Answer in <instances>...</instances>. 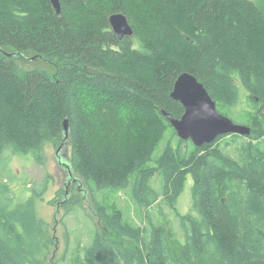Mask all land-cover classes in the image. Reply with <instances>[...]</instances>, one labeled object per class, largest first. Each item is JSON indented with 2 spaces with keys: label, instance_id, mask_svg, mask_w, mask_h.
<instances>
[{
  "label": "trees",
  "instance_id": "trees-1",
  "mask_svg": "<svg viewBox=\"0 0 264 264\" xmlns=\"http://www.w3.org/2000/svg\"><path fill=\"white\" fill-rule=\"evenodd\" d=\"M60 2L58 13L50 0H0V264H48L54 255L57 233L39 216L37 194L16 204L3 164L31 153L42 160L45 144L60 145L66 119L74 172L94 194L127 190L141 220L91 202L97 224L88 245L69 253L71 264H264V0ZM115 13L134 35L119 38L109 21ZM10 53L54 70H22L24 57ZM185 72L229 117L252 105L251 134L200 147L188 140L186 150L184 140L175 144L163 111L184 114L171 93ZM165 207L179 218L178 252Z\"/></svg>",
  "mask_w": 264,
  "mask_h": 264
},
{
  "label": "rangeland",
  "instance_id": "rangeland-1",
  "mask_svg": "<svg viewBox=\"0 0 264 264\" xmlns=\"http://www.w3.org/2000/svg\"><path fill=\"white\" fill-rule=\"evenodd\" d=\"M32 66L46 68L52 71L54 70L52 66L45 64L41 60H38L36 63H33L32 60L30 61L28 59L22 61V70L28 69ZM252 108V105L248 102H243L239 109L229 110L228 115L235 119L237 123L247 125L246 110H252ZM168 137H170V133L168 134ZM179 139L180 137L178 135L177 137H173L174 143L177 144ZM185 141L187 140H184L182 143L183 150H186V147L188 148ZM164 146L165 141L158 147L154 155L155 159L163 152ZM261 146L264 148V139L261 141ZM57 147L58 146H55L52 143L45 144L41 154L42 160H39L38 158L36 159L34 153L28 155H16L9 161V168L6 163H4L3 166L5 169H10V173L13 175V181L9 180L7 176L5 177L14 192L19 194L20 199L15 200L16 204L25 202L32 196L36 197L37 194V211L39 216L50 224V230L52 233L53 228H56L58 248L55 256L53 255L54 248L51 250L47 261L48 264L51 263V260L54 261L53 264H71L68 260L70 258L69 253H74L78 250L80 251L83 246L88 245L89 233L95 230L97 218L90 212L83 194L73 187L71 194L76 198V201L72 204H67L73 209V212H69L70 208H67L65 204L60 207L58 222H53V215L58 207L57 203H63L62 200L64 193H61L59 197L57 194L64 188L65 181V170L59 168L55 157ZM154 183L155 177L152 180V184L158 188V182H156L157 185ZM192 184L193 179L192 177H189L185 190L179 199L178 210L183 214L190 212ZM83 187L91 190V192L89 191V197L93 204H96L97 200L105 202L109 212L121 210L125 213V218L128 222H134L137 224L141 223L137 203L127 190H97L94 194V189L87 183H84ZM19 191L25 194L23 195L22 193H19ZM164 209L166 214L172 220L173 225H175L174 230L177 232V239H174L173 247L175 252H178L180 243L179 238L182 237L179 230V218L176 212L169 207H165ZM147 211L148 209H146V212ZM153 211L155 212V210ZM66 257L67 260H65Z\"/></svg>",
  "mask_w": 264,
  "mask_h": 264
},
{
  "label": "water",
  "instance_id": "water-1",
  "mask_svg": "<svg viewBox=\"0 0 264 264\" xmlns=\"http://www.w3.org/2000/svg\"><path fill=\"white\" fill-rule=\"evenodd\" d=\"M58 13L61 11L60 0H50ZM110 24L114 32L120 39L134 35V29L128 18L123 13H115L110 16ZM11 56L14 54L10 53ZM15 57H24V54L14 55ZM38 57H29L24 59L36 61ZM171 96L179 101L185 108L181 118H176L172 114L163 111L168 121L182 140H190L195 146H203L214 142L219 136L226 134H239L249 136L251 127L235 122L231 117L221 113L218 110L216 101L209 94L204 84L193 74L189 72L182 73L175 81ZM70 123L66 119L63 123V139L57 147L55 154L59 168L65 170L64 189L68 192L71 184L79 185L85 202L90 212L96 217L92 208L89 190L84 188L82 177L78 176L73 169L70 155ZM70 198L65 196V201ZM59 210L55 211L53 218L58 222Z\"/></svg>",
  "mask_w": 264,
  "mask_h": 264
},
{
  "label": "bare ground",
  "instance_id": "bare-ground-1",
  "mask_svg": "<svg viewBox=\"0 0 264 264\" xmlns=\"http://www.w3.org/2000/svg\"><path fill=\"white\" fill-rule=\"evenodd\" d=\"M67 195H69V192L66 191V194L63 196V200H62L63 203L59 202L56 211H57V210H60V207L63 206L64 204H66V203H64V202H66L64 199H65V196H67ZM53 222H56V221L54 220V218H53ZM53 230H54V236L56 237V228L54 227ZM56 240H58V238H56ZM57 243H58V241H57ZM57 248H58V246H56L55 252H56ZM55 252H54V255H55ZM52 262H53V260H51V263H52Z\"/></svg>",
  "mask_w": 264,
  "mask_h": 264
},
{
  "label": "flooded vegetation",
  "instance_id": "flooded-vegetation-1",
  "mask_svg": "<svg viewBox=\"0 0 264 264\" xmlns=\"http://www.w3.org/2000/svg\"><path fill=\"white\" fill-rule=\"evenodd\" d=\"M71 185H73V187H75V188L80 192V190H79V185H78V184L76 185V183H74V184H71ZM80 193H82V192H80ZM70 198H71V197H70ZM70 198H69V199H70ZM69 199H68V200H69ZM68 200H67V201H68ZM57 204H59V203H57Z\"/></svg>",
  "mask_w": 264,
  "mask_h": 264
}]
</instances>
